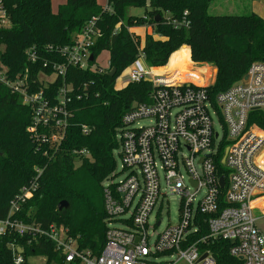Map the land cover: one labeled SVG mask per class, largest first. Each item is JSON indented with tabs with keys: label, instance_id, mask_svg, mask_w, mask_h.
<instances>
[{
	"label": "trees",
	"instance_id": "obj_1",
	"mask_svg": "<svg viewBox=\"0 0 264 264\" xmlns=\"http://www.w3.org/2000/svg\"><path fill=\"white\" fill-rule=\"evenodd\" d=\"M2 1L11 27L0 29V47L4 49L0 60L11 77L25 80L29 89L44 90L51 104L58 102L63 82L60 77L48 82L46 78L53 76L54 70L44 64L65 61L58 49L72 45L75 36L94 22L99 33L92 48L94 61L103 51L109 53L110 71L69 66L66 83L72 92L67 105L71 117L59 147L36 140L28 131L34 125L35 110L0 85V218L7 217L21 190L36 182L32 196L14 217L42 229L65 227L81 249L99 255L107 230L102 183L116 169L117 131L125 113L150 102L154 88L149 82H140L116 89L117 79L141 54L149 68H162L170 60L167 69L173 70L178 59L187 61L188 50L174 53L187 46L192 62L211 64L218 70L214 84L208 87L214 100L242 81L253 63L264 62V19L253 12L212 15L213 0H108L109 11L98 5V0H67L56 14L51 11V0ZM138 8L145 10L143 17L128 14ZM183 21L188 26L175 27L174 23ZM143 26L151 27L153 34L146 36L140 51L129 28ZM155 35L161 39H154ZM34 49L38 54L35 63L26 56L27 50ZM93 65L95 62L90 67ZM113 69L116 74L110 77ZM252 125L264 131L263 112L250 114L248 126ZM83 126L88 127V134ZM47 132L48 128H38L39 135ZM217 165L225 174L221 162ZM37 170L41 172L38 179ZM63 201L69 209L59 211ZM204 234L206 229L197 236ZM11 244L23 249L22 264H29L31 257H46V264H65L44 236L15 233L0 240V264H15ZM231 247V242L218 240L202 249L212 252L216 264H244L231 256Z\"/></svg>",
	"mask_w": 264,
	"mask_h": 264
},
{
	"label": "built area",
	"instance_id": "obj_2",
	"mask_svg": "<svg viewBox=\"0 0 264 264\" xmlns=\"http://www.w3.org/2000/svg\"><path fill=\"white\" fill-rule=\"evenodd\" d=\"M10 27L9 14L0 0V29ZM98 35L90 22L72 45L58 49L65 61L44 64L54 70V75L46 78L48 82L55 77L63 82L55 104L47 100L44 90L29 89L25 80L11 77L0 60V85L35 110L34 125L28 131L36 140L59 147L65 137L71 117L67 105L72 92L66 83L69 66L110 71L109 66L90 67ZM26 56L33 63L38 61L35 49L27 50ZM143 62L141 54L125 83L149 82L154 88L150 102L125 113L117 131L125 176L114 182V172L103 186L107 230L101 254L81 249L65 227L42 229L14 217L32 196L36 182L23 188L7 217L0 218V240L9 233L39 234L54 245L65 264H216L212 252L202 246L224 240L232 243L231 256L244 264H264V233L257 227L253 205L256 196L264 193V131L248 126L252 112L264 113V62L253 63L242 81L214 100L209 86L166 82L174 79L175 73L161 74ZM213 117L222 125V134L215 132ZM40 126L48 132L39 135ZM82 129L89 133L87 126ZM169 196L179 198V218L159 232L162 220L156 218L151 225V216ZM203 229L207 234L198 238ZM9 247L15 264H22L23 249L15 244Z\"/></svg>",
	"mask_w": 264,
	"mask_h": 264
},
{
	"label": "rangeland",
	"instance_id": "obj_3",
	"mask_svg": "<svg viewBox=\"0 0 264 264\" xmlns=\"http://www.w3.org/2000/svg\"><path fill=\"white\" fill-rule=\"evenodd\" d=\"M65 1L66 0H51V11L56 14L58 12L59 7L62 6L65 3ZM254 1L256 0H213L209 12L212 15H246L251 12L252 6L250 5V3H254ZM97 2L98 5L103 7L107 5V0H98ZM128 14L134 17H143L145 15V10L143 8L130 9ZM134 28L136 27L129 29H134ZM133 37L135 39L134 41L137 48L140 49L141 44L139 37H137L135 34H133ZM154 37L158 38V35H155ZM183 49L188 50L187 61H185L182 58L178 59L174 69L170 70L167 69L170 63L169 60L166 66L162 67V69H159V72L164 75H168V74L171 75L172 72L175 73L174 79L170 81L168 80H164V81L176 82L177 80H182L204 86H212L215 82L218 70L211 64H195L191 60L190 50L188 48H184V46L179 50L181 51ZM3 50H4L3 47H0V51ZM109 60H110L109 53L103 51L96 58L95 63L102 68H107V66L109 65ZM193 77L196 79H194ZM123 83L124 80L122 78H119L116 82V87L118 89H122L124 86ZM213 120L215 123V132L222 134L223 133L222 125L216 119V117H213ZM119 153H120V149H118V151H116L115 153V160H116L115 174L117 175L111 179L114 182L121 181L125 176V174L122 172V160L121 157L119 156ZM77 166H79V163L77 164ZM38 172L39 170H37L36 173ZM106 180L102 183L103 184L102 186H104ZM179 209H180L179 198L177 196H169L164 201L162 206L160 207L158 206L154 211V213L152 214L151 225L154 224L156 218L162 220L161 226L157 230L161 232L163 229H165L167 225L177 223L180 212ZM113 225H115L118 228L123 227L119 222H113ZM257 227L260 230H262V232L264 233V221L262 220V218H259L257 220ZM46 261H47L46 257H31L28 260L29 264H46Z\"/></svg>",
	"mask_w": 264,
	"mask_h": 264
},
{
	"label": "crops",
	"instance_id": "obj_4",
	"mask_svg": "<svg viewBox=\"0 0 264 264\" xmlns=\"http://www.w3.org/2000/svg\"><path fill=\"white\" fill-rule=\"evenodd\" d=\"M66 2H67V0L65 1V3L63 4V5H65L66 4ZM250 5L252 6V8H251V12H253V13H255L256 15H258L260 18H262V19H264V0H256V1H254V3H250ZM100 6V5H99ZM101 7H103V6H101ZM106 7H108V0H107V5L106 6H104L103 8H106ZM129 32L131 33V34H135L137 37H139V40H140V44H141V47L143 48V46H144V41H145V38H146V36L147 35H152L153 34V32H152V28L151 27H149V26H143V27H136V28H134V29H130L129 30ZM154 39H156V40H159V39H161L159 36H158V38H156V37H154ZM184 48H188L189 50H190V48L189 47H187V46H184ZM180 50H178L177 52H179ZM177 52H175V53H177ZM174 53V54H175ZM173 54V55H174ZM172 55V56H173ZM171 56V57H172ZM95 60V59H94ZM91 62V61H90ZM95 62V61H94ZM93 62H91V64H92ZM90 64V65H91ZM143 65L144 66H147L146 65V63L145 62H143ZM93 66H96V67H100V66H98L96 63H95V65H93ZM92 66V67H93ZM109 69H110V60H109ZM107 66V67H108ZM130 69H131V66L128 68V69H126L124 72H123V74L119 77V78H122L123 80H124V83H123V87H125L127 84L125 83L126 81H125V78L127 77V74L129 73V71H130ZM156 72H159V69H162V68H153ZM181 71V70H180ZM118 78V79H119ZM117 79V80H118ZM182 81V80H181ZM117 82V81H116ZM129 84V83H128ZM115 88L116 89H118L116 86H115ZM254 214H255V216L259 219V218H262V220L264 221V193L263 192H260V194L259 195H257L256 196V198H255V200H254ZM262 231V230H261Z\"/></svg>",
	"mask_w": 264,
	"mask_h": 264
},
{
	"label": "water",
	"instance_id": "obj_5",
	"mask_svg": "<svg viewBox=\"0 0 264 264\" xmlns=\"http://www.w3.org/2000/svg\"><path fill=\"white\" fill-rule=\"evenodd\" d=\"M94 59H95V58H94V55H91L90 61H91V62H94ZM115 74H116V70L113 69V70L109 73V76H110V77H114ZM220 183H221V186L224 187V185H225L224 177H222V178L220 179ZM58 209H59V211H62V210H68V209H69V204H68L66 201H63V202H61V203L59 204ZM204 257H206V255L203 256V258H204Z\"/></svg>",
	"mask_w": 264,
	"mask_h": 264
}]
</instances>
